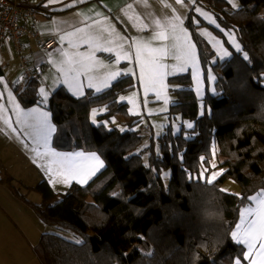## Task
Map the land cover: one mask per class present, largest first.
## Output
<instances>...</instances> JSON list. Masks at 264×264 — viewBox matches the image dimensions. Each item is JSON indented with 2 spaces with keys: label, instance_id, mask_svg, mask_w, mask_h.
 I'll return each instance as SVG.
<instances>
[{
  "label": "trees",
  "instance_id": "trees-1",
  "mask_svg": "<svg viewBox=\"0 0 264 264\" xmlns=\"http://www.w3.org/2000/svg\"><path fill=\"white\" fill-rule=\"evenodd\" d=\"M204 1L219 24L235 32L246 56L234 53L213 65L220 74L215 94L204 98L209 113L202 116L189 73L168 79L170 86L176 85L169 88L170 112L194 121L191 138L178 136L168 144L170 137L163 136L160 155L150 147L144 164L133 153L141 141L136 131L106 130L89 122L92 108L105 107L100 120L118 112L124 126L136 124L126 104L117 102L135 87L129 75H120L99 93L88 90L72 97L59 87L49 96L46 109L55 126L52 148L96 153L104 167L85 185L72 183L60 196L46 181L39 182L32 188L41 197L38 204L13 188L43 224L82 239L74 243L41 234L33 248L40 264H246L244 248L232 240L231 232L251 195L264 191V0H239L237 9L225 0ZM185 24L205 69L213 53L194 33L191 13ZM37 87L38 81L27 80L15 90L22 106L40 101ZM212 143L224 170L207 183L194 175L208 167ZM163 170L170 172L167 186ZM228 179L240 186V195L221 190Z\"/></svg>",
  "mask_w": 264,
  "mask_h": 264
},
{
  "label": "crops",
  "instance_id": "crops-1",
  "mask_svg": "<svg viewBox=\"0 0 264 264\" xmlns=\"http://www.w3.org/2000/svg\"><path fill=\"white\" fill-rule=\"evenodd\" d=\"M29 3L37 8L36 31L42 37H52L56 46L48 53L29 47L33 63L43 69L38 82L47 91L45 101L24 107L16 96L8 105L0 95V264H40L33 250L44 232L40 219L14 189L26 201L38 204L41 197L37 193L33 198L36 192L32 188L46 181L53 190L50 171L53 169L56 177L67 174L65 154L82 153V157H74L79 161L90 156L82 150L52 148L55 129L46 109L51 93L59 87L72 97H81L88 90L99 93L120 75L135 81L165 80L184 72L197 52L185 24L194 0ZM14 58L9 48L0 51L2 74ZM114 73L119 75L113 79ZM19 82L23 85L22 77ZM90 169L82 179L93 177L97 169Z\"/></svg>",
  "mask_w": 264,
  "mask_h": 264
},
{
  "label": "rangeland",
  "instance_id": "rangeland-1",
  "mask_svg": "<svg viewBox=\"0 0 264 264\" xmlns=\"http://www.w3.org/2000/svg\"><path fill=\"white\" fill-rule=\"evenodd\" d=\"M225 1L232 9L240 7L239 0ZM194 3L195 5L190 12L194 33L205 42L208 52H212L213 56L209 58L207 66L204 69L199 62L196 52L197 50H195L196 55L194 59L188 62L185 71L179 75L189 73L191 78V88L198 99V116H202L204 113H209V108L205 105L204 98L207 94H215V81L220 74L219 71L213 69V65L229 58L234 53H240L243 57L246 55L237 41L235 32L232 29H226L219 24L214 9L212 10L204 0H194ZM188 30L192 40L190 28H188ZM237 45H239V48H237ZM225 52H227L228 55L225 56ZM3 69V74L0 76V95L3 96L6 102H8V105H10V100L14 101L16 98L15 90L22 86V83L20 84L19 82L22 72L18 67L16 57L5 65ZM168 79L169 78L165 80L155 79L154 82H150L143 78L139 81L133 79L135 82L134 89L118 96V104H126L127 114L132 116L136 122L132 127L123 125L125 121L124 117L118 112H114L108 120H100L99 116L106 112L105 107L92 108L89 112V122L95 126L103 124L106 130L116 128L122 132L131 128L136 131L141 136V141L133 153L140 155L142 162L147 164L150 147H152L154 154L160 155L161 146L164 143V141H162L163 136L170 137L171 140L168 141V144L175 142L178 136H181L183 139H189L192 134L191 130L194 127L193 120L183 118L178 113L170 112L173 96L170 94L169 88L172 87L176 89V85L170 86V84H168ZM41 89L44 90L47 97V91L43 88L41 82H38L37 94L39 100L45 101L46 98L45 95L41 93ZM189 124H191L192 127H188ZM51 127L52 129H55V126L52 123ZM211 153L212 158L209 161L208 167H202L199 173L194 175L195 179L207 182L212 179L215 174L220 173L219 175H215V179L213 180L215 181L223 172L224 169L220 165L223 158L216 155V147L213 143L211 146ZM89 154L91 156L93 153L91 152ZM94 154L98 157V161H85L84 159L79 161L78 159H75L76 163L85 162L93 170L96 168L97 171H95L93 177L104 167V162L99 155L96 153ZM50 173H52V176L50 175L49 177L53 184V190L58 196L65 194L73 181L78 185H85L89 181L82 179V175L79 174L73 176L67 172L65 176L59 175V177H56L53 174V169H51ZM161 177L165 186H167L170 178L169 170H163ZM78 182L82 184H79ZM221 190L233 195H240L241 193L240 186L232 179L226 180L222 184ZM35 194L36 195H33V198L39 196L37 193ZM30 197L32 196H29V199ZM261 201H264V191L262 189L252 194L249 203L239 210L237 221L231 232V238L235 243H238V240L243 238L242 229L247 227V222L255 218L254 214H249L248 210H253L254 213V210L258 207ZM39 222L41 224L40 226L43 228V233L55 234L74 243H80L82 241L79 236L75 235L70 230L62 229L54 225H45L40 220ZM237 225H241V228L238 229ZM234 232L238 234L236 238L233 237ZM238 244L242 245L244 253L249 252L246 244ZM252 260H256L257 264H264V255H261L260 253L259 241L256 242V247L251 250L249 259L245 260L246 264H251Z\"/></svg>",
  "mask_w": 264,
  "mask_h": 264
},
{
  "label": "built area",
  "instance_id": "built-area-1",
  "mask_svg": "<svg viewBox=\"0 0 264 264\" xmlns=\"http://www.w3.org/2000/svg\"><path fill=\"white\" fill-rule=\"evenodd\" d=\"M36 14L37 9L29 0H0V51L4 48L12 50L23 81H38L43 75L42 67L33 63L29 47L48 53L56 46L52 37H42L36 31Z\"/></svg>",
  "mask_w": 264,
  "mask_h": 264
},
{
  "label": "snow or ice",
  "instance_id": "snow-or-ice-1",
  "mask_svg": "<svg viewBox=\"0 0 264 264\" xmlns=\"http://www.w3.org/2000/svg\"><path fill=\"white\" fill-rule=\"evenodd\" d=\"M235 6V5H233ZM237 48H239V45H237ZM188 55L191 54V50L187 53ZM224 55H228L227 52L224 53ZM119 73L112 74V78L114 79ZM154 82V78H153ZM107 86V85H105ZM97 91H100L98 88ZM41 93L45 95L44 90L41 89ZM188 127H192L191 124L188 125ZM57 155V154H53ZM82 153H76V154H65L64 160L68 161V172L69 174L75 176V175H84L87 172L91 171L89 166L85 162L76 163L74 157H82ZM85 161L87 160H96L98 161V157L93 153L89 157L84 158ZM220 173H217L215 175H219ZM215 175L212 177V179L208 180V183H212L215 179ZM249 214H254L255 218L247 222V227L243 228V238L238 240V243L246 244L249 252L244 253V259L247 260L250 257L251 250L256 247V242L259 241V249L261 255H264V201H261L258 205V207L254 210H248ZM237 228H241V225H237ZM237 233H233V237H237ZM237 264H240V261L237 260ZM251 264H257L256 260H252Z\"/></svg>",
  "mask_w": 264,
  "mask_h": 264
}]
</instances>
